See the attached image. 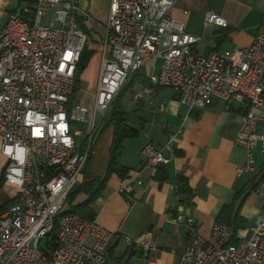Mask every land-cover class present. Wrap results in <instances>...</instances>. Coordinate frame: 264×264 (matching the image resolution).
Returning a JSON list of instances; mask_svg holds the SVG:
<instances>
[{
    "label": "built area",
    "instance_id": "2783aa9c",
    "mask_svg": "<svg viewBox=\"0 0 264 264\" xmlns=\"http://www.w3.org/2000/svg\"><path fill=\"white\" fill-rule=\"evenodd\" d=\"M20 1L23 5L6 14L0 31L2 186L15 190L0 198V264H112L108 252L116 234L95 218L71 212L69 197L81 184L115 97L149 61L158 60L157 70L134 92L135 99L151 96L160 86L173 88L189 111L215 101L226 108L240 102L234 143L244 148L246 159L237 173L253 170L255 149L264 156L259 130L264 124V34L246 47L199 55L194 50L199 37L170 15L178 0H110L94 103L84 106L73 101L75 70L87 41L76 1ZM44 16L48 20L42 24ZM204 25L225 27L227 22L207 10ZM76 123L85 125L83 133ZM174 135L162 146L145 143L142 166L169 164ZM118 191L128 196L131 178ZM255 192L264 204V174ZM124 241L133 247L131 238ZM176 264H264V214L246 238L235 237L226 223L213 222L208 237L192 236Z\"/></svg>",
    "mask_w": 264,
    "mask_h": 264
},
{
    "label": "crops",
    "instance_id": "0c3cea01",
    "mask_svg": "<svg viewBox=\"0 0 264 264\" xmlns=\"http://www.w3.org/2000/svg\"><path fill=\"white\" fill-rule=\"evenodd\" d=\"M76 15L81 29L102 47L104 24L110 0H75ZM20 0H0V31L6 14L19 11ZM212 10L222 16L227 25H204V13ZM170 15L184 23L185 30L199 37L194 50L206 55L213 49L223 51L248 46L257 34H264V0H178ZM48 20V16H45ZM87 41L84 49L87 50ZM88 51V50H87ZM158 60L143 65L131 87L120 98V108L125 112V124L137 129L135 137H126L117 159L120 168H127L125 177L111 173L103 189L91 203L95 220L105 229L114 232L109 252L110 263L176 264L193 235H210L211 225L220 221L229 225L235 237H248L251 226L259 214H264V204L255 192L256 184L264 174V156L253 151L254 168L238 174L236 167L246 159L244 148L234 143L241 125L243 104L234 102L226 108L221 101L189 111L179 103L177 92L170 87H154L151 96L135 99L133 94L148 83L149 74L156 72ZM101 59L88 64L79 73L78 87L88 98L73 101L84 106L94 103ZM264 132V124L259 126ZM113 124L99 132L93 153L80 178L79 191L71 206L88 198L87 190H95L102 181L109 162V147ZM172 158L162 169L142 166V148L153 142L162 146L170 136ZM5 163L0 152V175ZM132 180V192L125 196L118 189L127 179ZM142 179L141 184L135 180ZM2 193L5 187L0 186ZM1 198V197H0ZM2 199V198H1ZM7 199L5 197L2 200ZM225 205L230 210L222 212ZM124 236L132 239L127 247Z\"/></svg>",
    "mask_w": 264,
    "mask_h": 264
},
{
    "label": "trees",
    "instance_id": "16d2710c",
    "mask_svg": "<svg viewBox=\"0 0 264 264\" xmlns=\"http://www.w3.org/2000/svg\"><path fill=\"white\" fill-rule=\"evenodd\" d=\"M89 51L83 49L80 60L77 64L76 70H75V86L73 90V95L77 91L78 87V76L79 73L83 70V68L86 66L87 59L89 57ZM136 73L133 74L131 80L136 79ZM133 82H130L127 85H124L120 91L118 92L117 96L115 97V100L112 103V106L103 122V125L101 127L100 132L104 127H106L109 124H113V132H112V137H111V143L109 147V162H108V167L106 170V173L100 182L99 186L95 190H87L88 192V198L81 202L80 204L74 205L70 207V211L77 213L85 218L92 219L95 217V213L91 208V203L95 199V197L99 194V192L103 189L104 184L106 182V179L108 176L116 172L119 174L121 177H125L126 173L128 172L127 168H120L117 164V159L119 157V152L122 146V140L126 137H135L138 134V130L129 127L127 124H125V119L124 115L125 112L120 108V98L128 90V88L131 87ZM158 169H162L163 166L160 165L157 167ZM2 175H0V186L2 184ZM79 189V188H77ZM77 189L73 194L70 195L69 200L71 201L72 197L77 193ZM231 206L230 205H225L222 208V212H225L226 210H230Z\"/></svg>",
    "mask_w": 264,
    "mask_h": 264
},
{
    "label": "rangeland",
    "instance_id": "374dc122",
    "mask_svg": "<svg viewBox=\"0 0 264 264\" xmlns=\"http://www.w3.org/2000/svg\"><path fill=\"white\" fill-rule=\"evenodd\" d=\"M47 21V19L44 17H42L41 19V23L42 24H45V22ZM88 51H89V57L87 59V62H86V66L89 64L90 65V68H92L94 65H95V61H96V58L98 57L99 59H101V51H102V47L98 44V43H95L91 38L90 36L88 37V41H87V48H86ZM87 86V83H82V85H79L78 89L80 90V92L82 93H79V95H77L76 97L78 98L80 96V98H88L89 100L91 99V96L88 94L86 95V93H84L82 90H84ZM99 118V117H98ZM76 128L78 130H80V132L83 133V131L85 130V125L83 123H76ZM15 190L13 188H5L4 192L2 193V191L0 190V197L2 199H4L5 197H9V196H12L14 194ZM84 192L83 191H79V189H77V199L79 198V196H83Z\"/></svg>",
    "mask_w": 264,
    "mask_h": 264
}]
</instances>
